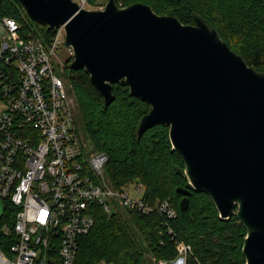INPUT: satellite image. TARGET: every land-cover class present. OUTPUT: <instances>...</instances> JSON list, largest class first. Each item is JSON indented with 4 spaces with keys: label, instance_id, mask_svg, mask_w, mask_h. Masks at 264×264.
<instances>
[{
    "label": "water",
    "instance_id": "obj_1",
    "mask_svg": "<svg viewBox=\"0 0 264 264\" xmlns=\"http://www.w3.org/2000/svg\"><path fill=\"white\" fill-rule=\"evenodd\" d=\"M17 1L49 31L65 27L72 70L84 69L107 105L122 82L151 106L139 134L170 128L192 188L246 229V264H264V72L197 15L184 25L143 3L89 11L74 0ZM177 191L187 210L190 190Z\"/></svg>",
    "mask_w": 264,
    "mask_h": 264
},
{
    "label": "trees",
    "instance_id": "obj_2",
    "mask_svg": "<svg viewBox=\"0 0 264 264\" xmlns=\"http://www.w3.org/2000/svg\"><path fill=\"white\" fill-rule=\"evenodd\" d=\"M97 1L89 0V4L95 6ZM122 1L123 7L148 4L158 14H171L184 25H194L197 15L215 28L248 66L264 72V0H116V3ZM163 2L174 5L172 11L160 9ZM17 6H21L17 0H0V15L21 22ZM47 32L49 42L55 32ZM71 83L78 95L79 114L75 115L93 149L107 154L106 174L110 182L122 186L138 180L146 186L148 201L169 199L178 214L169 219L156 213L128 212L126 217L121 213L112 216L100 213L92 231L80 237L77 264L171 263L179 256L178 243L191 247L187 264H246L243 254L246 229L236 216L222 219L213 200L192 188L184 161L173 148L170 128L155 125L139 134L140 122L151 106L133 97L129 86L122 82L113 85L116 99L107 105L84 69L72 70ZM178 188L191 192L187 210L180 208L184 196L178 193ZM5 204L0 227L8 225L12 242L18 209L7 201Z\"/></svg>",
    "mask_w": 264,
    "mask_h": 264
},
{
    "label": "built area",
    "instance_id": "obj_3",
    "mask_svg": "<svg viewBox=\"0 0 264 264\" xmlns=\"http://www.w3.org/2000/svg\"><path fill=\"white\" fill-rule=\"evenodd\" d=\"M0 24V196L18 209L14 241L8 225L0 227V264H77L80 237L97 215L119 214V207L176 218L171 200L151 203L142 182H109L106 153L84 160L67 86L54 72L65 27L46 45L15 18L0 15ZM177 250L187 264L191 247L178 243Z\"/></svg>",
    "mask_w": 264,
    "mask_h": 264
},
{
    "label": "rangeland",
    "instance_id": "obj_4",
    "mask_svg": "<svg viewBox=\"0 0 264 264\" xmlns=\"http://www.w3.org/2000/svg\"><path fill=\"white\" fill-rule=\"evenodd\" d=\"M76 1V0H74ZM109 2V0H98L96 2L97 5L95 6H85L84 9L89 10V11H98L100 10V6H98V4H102V5H107V3ZM122 4L125 5V3L122 1L121 3L117 4L120 8H126L123 7ZM145 4V3H143ZM166 2L160 3V9H164L166 12H170L172 11V8L174 5L172 4H167ZM133 5V4H132ZM148 5V4H147ZM165 5V6H164ZM18 7V6H17ZM179 9H182L179 5H178ZM19 13L22 17V21L20 22V25L25 28L27 30V32L29 33H33L36 37L40 38L46 45L47 44V37L49 36V33L47 32L48 27L44 24H41L37 21H34L27 13V11L25 10V8L21 5L18 7ZM156 14H158L157 12H155ZM160 15V14H158ZM164 16V15H161ZM166 16H172L171 14H166ZM47 28V30H46ZM49 31V30H48ZM0 33L1 32V24H0ZM71 49L73 50L72 47L68 46L66 44L65 39H62V43L58 46V49L56 51V56L53 58L54 60V72L55 75H57L59 78H61L66 86H67V91L69 93V97L71 100V107L72 110L75 114H79V110H78V95L75 91V89L73 88V84L71 83V75H72V68L71 65L74 61V55H71ZM75 125H74V129H75V133L76 136L78 137V140L81 144V146L83 147V152H84V160H88L91 159L94 154L97 152L93 149L92 144L90 142V140L87 137V134L85 132V128L81 122V120L77 117V115H75ZM107 180L110 182L108 176H107ZM119 213H121L124 217H126L128 215V211L127 209L123 208V207H119ZM4 212H6V204L4 199L0 196V217L4 214ZM105 264V263H102ZM171 264H181V262L179 261V258H176L175 261L171 262Z\"/></svg>",
    "mask_w": 264,
    "mask_h": 264
}]
</instances>
